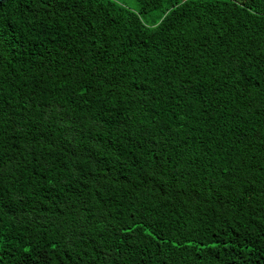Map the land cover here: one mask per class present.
<instances>
[{"label":"trees","instance_id":"trees-1","mask_svg":"<svg viewBox=\"0 0 264 264\" xmlns=\"http://www.w3.org/2000/svg\"><path fill=\"white\" fill-rule=\"evenodd\" d=\"M0 0V264H264V0Z\"/></svg>","mask_w":264,"mask_h":264},{"label":"rangeland","instance_id":"rangeland-1","mask_svg":"<svg viewBox=\"0 0 264 264\" xmlns=\"http://www.w3.org/2000/svg\"><path fill=\"white\" fill-rule=\"evenodd\" d=\"M120 1L132 9L137 8L136 0H120Z\"/></svg>","mask_w":264,"mask_h":264}]
</instances>
